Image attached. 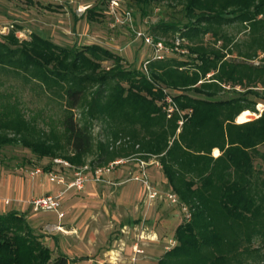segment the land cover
I'll use <instances>...</instances> for the list:
<instances>
[{
  "label": "trees",
  "instance_id": "16d2710c",
  "mask_svg": "<svg viewBox=\"0 0 264 264\" xmlns=\"http://www.w3.org/2000/svg\"><path fill=\"white\" fill-rule=\"evenodd\" d=\"M178 3L188 21L160 25L164 33L178 31L182 38H192L207 34L213 23L236 21L248 31V53L264 54V0ZM1 37L0 65L29 72L62 100L65 114L63 142L51 144L41 140L10 105L0 111V148L21 144L37 158L62 157L82 165L92 150L90 122L126 120L137 127L130 134L131 148L143 159H157L190 216L176 227V244L157 264H242L240 253L248 252L253 237L264 241V110L257 118L237 124L235 119L246 110L258 114L256 102L249 108L244 97H214L222 84H264V62L247 64L228 59L223 50L187 47L192 63L147 60L146 71L130 70L119 55L97 44L68 48L37 34L19 40L14 30ZM106 60L112 62L108 69L101 66ZM94 85L98 90L88 98ZM246 92L257 96L255 90ZM167 96L174 107L169 117L164 109ZM75 110H81L78 119ZM111 136L116 141L119 132ZM213 149L218 156L211 155ZM0 264H68V259L63 254L53 256L25 217L11 211L0 214Z\"/></svg>",
  "mask_w": 264,
  "mask_h": 264
},
{
  "label": "rangeland",
  "instance_id": "374dc122",
  "mask_svg": "<svg viewBox=\"0 0 264 264\" xmlns=\"http://www.w3.org/2000/svg\"><path fill=\"white\" fill-rule=\"evenodd\" d=\"M110 1L0 0V40L2 34L14 30L19 40H29L31 34H37L68 48L97 44L119 55L125 68L146 71L147 60L157 58L151 47L136 39L134 32H142L161 40L171 49L161 53L162 59L166 60L192 63L193 60L186 54L187 47H201L205 50H223L228 59L237 62L254 65L264 62L261 61L264 54L258 52L254 56L248 53V31L240 22L213 23L208 27L207 34L182 38L178 31L164 33L159 29L163 24L178 22V25H182L188 21L178 3L181 0H157L147 5H138L133 0H119L118 7L113 10ZM89 9L95 13H88ZM126 12H130V16ZM111 63L109 60L102 61L101 66L108 69ZM98 87L92 86L87 97L90 98ZM249 89L255 90L257 96L248 94L246 91ZM50 92L29 72L0 65V111L14 105L33 132L41 140L52 144L57 140L62 141L65 112L62 100ZM167 92L173 93L170 90ZM214 94L215 99L219 100L244 97L247 101L243 104L249 108L255 101L254 109L258 114L247 110L256 115L253 119L264 110V84L250 83L234 87L222 84L215 88ZM80 111H74L76 119ZM90 127L92 150L84 157L82 165H73L62 157L37 158L21 144L1 147L0 214L9 212L14 204H24L32 213H40L32 210L30 202L34 196L22 200L10 193L35 184L60 185L64 187L61 192L64 193L63 197L66 196L65 202L77 200L86 213L93 211L94 226L102 230L96 239L99 249L102 252L113 251L110 256L103 257L102 264H157L162 255L176 244L174 232L179 224L188 219L187 207L170 189L157 159H143L135 152L136 149L131 148L130 134L135 133L137 127L123 119H94ZM114 131L119 132L116 141L111 136ZM213 150L211 155L218 156L219 153L214 155ZM113 152L115 157L110 159ZM54 159L67 162L69 166L56 164ZM84 166L88 181L79 193L66 189L64 184L50 182L48 178V173L53 172L69 183L74 179L75 172ZM97 168L103 170V182L93 180ZM106 168L109 171H104ZM34 169H40L43 173L33 177L31 172ZM171 194L176 197V202L169 199ZM70 215L71 212H68V219ZM240 258L242 264H264L262 238L254 236L248 252L240 253Z\"/></svg>",
  "mask_w": 264,
  "mask_h": 264
},
{
  "label": "crops",
  "instance_id": "0c3cea01",
  "mask_svg": "<svg viewBox=\"0 0 264 264\" xmlns=\"http://www.w3.org/2000/svg\"><path fill=\"white\" fill-rule=\"evenodd\" d=\"M62 190L64 187L60 185L54 187L52 184L41 186L35 184L32 187H21L10 194L23 200L28 196L40 198L45 195H56ZM73 192L79 193L80 191L73 189ZM64 197L61 207L64 217L61 219L54 212L32 213L24 204H14V208L9 212L22 214L34 233L40 237V240L52 251L53 255H65L68 264H102L103 257L110 256L113 251L102 252L99 249L96 239L102 230L94 226L93 211L86 213L83 206L80 205L81 202L77 200L65 202ZM68 212H71L69 219ZM57 226L60 229H57ZM95 228L96 230H94Z\"/></svg>",
  "mask_w": 264,
  "mask_h": 264
},
{
  "label": "built area",
  "instance_id": "2783aa9c",
  "mask_svg": "<svg viewBox=\"0 0 264 264\" xmlns=\"http://www.w3.org/2000/svg\"><path fill=\"white\" fill-rule=\"evenodd\" d=\"M118 1L119 0H111L110 4H111V8L112 10L116 7H118ZM127 16H130V12H126ZM135 33V37L136 39H141L144 44H146L147 46L151 47L152 50L156 53L155 56L157 59H162L161 57V53L162 52H167L171 49H168L161 40H157L154 37H152L151 35H146L142 32H134ZM175 46H173L174 48ZM177 49V48H174ZM148 63V61L146 62ZM165 103L166 106L164 107V109H166V112L168 113V117L170 116L169 114L174 110L173 104H172V100L169 96L166 97L165 99ZM182 122H179V125H181ZM54 163L59 164L61 163L64 167L69 166L67 162H63L62 160L59 159H54L53 160ZM86 169V166H84V168L79 169L77 172H75L74 174V179L69 182V183H65L61 178H58L57 174L53 173V172H49L48 173V178L50 180V182H55L57 184H64L66 189H74L76 191H82L84 188L85 183L88 181V177L85 176L84 174V170ZM104 171H109L107 168L104 169ZM42 170L40 169H34L31 172V176H37L42 174ZM102 173L103 170L101 168H97L95 170V174H94V178L93 180L95 182H103L102 180ZM63 192H58L56 195H45L43 197L40 198H34L31 200L30 204L32 207V210L35 212L38 211H46V212H54L56 213L57 217L59 219L64 217V212L61 211V207H62V201H63ZM169 199L172 202H176L177 199L174 195H169ZM6 205H8V202H6ZM189 213H188V218H189ZM57 229H60V227H56Z\"/></svg>",
  "mask_w": 264,
  "mask_h": 264
},
{
  "label": "bare ground",
  "instance_id": "6f19581e",
  "mask_svg": "<svg viewBox=\"0 0 264 264\" xmlns=\"http://www.w3.org/2000/svg\"><path fill=\"white\" fill-rule=\"evenodd\" d=\"M253 116H256V115H254L251 112L246 110V111L242 112L241 114H239V116H237L236 121H237V123H243V122H246L249 119L253 118ZM213 152H214V155L219 153V151L217 149H214ZM134 251L136 252V250H134Z\"/></svg>",
  "mask_w": 264,
  "mask_h": 264
},
{
  "label": "water",
  "instance_id": "95a60500",
  "mask_svg": "<svg viewBox=\"0 0 264 264\" xmlns=\"http://www.w3.org/2000/svg\"><path fill=\"white\" fill-rule=\"evenodd\" d=\"M253 120V118L249 119L248 121Z\"/></svg>",
  "mask_w": 264,
  "mask_h": 264
}]
</instances>
